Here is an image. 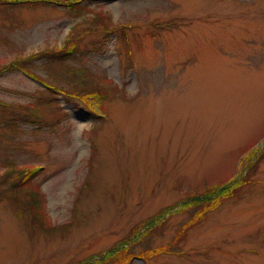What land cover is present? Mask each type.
Instances as JSON below:
<instances>
[{"label":"rangeland","instance_id":"374dc122","mask_svg":"<svg viewBox=\"0 0 264 264\" xmlns=\"http://www.w3.org/2000/svg\"><path fill=\"white\" fill-rule=\"evenodd\" d=\"M1 1L0 68L71 38L82 62L113 82L105 118L60 94L68 111L59 132L0 125L1 156L44 164L37 177L51 224L10 205L3 188L17 176L0 164V264H121L104 254L143 225L124 264H264V156L203 217L190 203L245 175L264 147V0ZM97 11L109 18L89 20ZM35 59L41 74L50 72L43 62L63 67L56 56ZM43 86L0 70L8 102L31 101Z\"/></svg>","mask_w":264,"mask_h":264},{"label":"trees","instance_id":"16d2710c","mask_svg":"<svg viewBox=\"0 0 264 264\" xmlns=\"http://www.w3.org/2000/svg\"><path fill=\"white\" fill-rule=\"evenodd\" d=\"M6 1L8 2V9H16L22 4L33 7L50 0ZM2 4L6 5L5 2H2ZM67 5L73 7L74 3H68ZM97 17H100V21L109 18V16L104 18V15H101L97 11L89 20L95 21ZM77 51L78 42L69 38L61 45L59 44L52 48H44L24 56L19 54L15 60H11L6 66L0 68V70L18 68L44 84L43 88L35 92L33 99L28 102H8L0 97V125L10 127L14 133L19 134L22 133L25 124L36 125L34 130L37 128H46L56 133L59 132L62 128L61 124L67 115L66 111H68L60 100V94L65 96V98H70L71 96L75 99H81L96 117H107V111L104 105L110 93L109 86L106 84H111L113 80L106 74L97 75L89 64L82 62L83 57ZM36 56L42 59L43 56H46V58L59 57L61 58L60 61L63 67L58 70L50 63L43 62L42 65L49 68L50 72L41 74L33 70L34 66L38 68L37 60L35 59ZM94 82L98 83L92 84ZM98 110H101L104 115H100ZM7 145L9 147L22 148L21 141L9 139ZM17 153L19 154L18 150ZM254 153L250 158L248 156V161L245 163V166L248 168L245 175L241 174L234 181L230 180L227 183L218 185L213 190L210 189L192 198L190 203L195 202L194 205L199 203L201 205L200 210L198 208L195 210V218L203 217L207 211L217 207L222 202L224 196L233 195L237 188L246 183L249 175L255 172L254 169L258 160L264 156V147L259 152L257 159L252 161ZM19 160L20 158L16 154L14 156L11 154H6L5 156L0 155V164L4 167L3 172L6 175L17 176L12 183L5 185L3 190L11 198L10 205L14 206L18 214L22 215L25 211H28L36 223L49 227L51 224L47 218L45 209L46 194L42 189V181L37 177L38 172L43 171L41 170L42 166L39 163L32 162L28 164L27 162H20ZM143 227L144 225L126 243L131 240L137 241L140 238H144L143 236L147 234L149 231L147 228L149 227L144 229ZM126 243H121V248L110 251L106 255L104 254V259L112 262L120 261L121 264L128 262L136 255L133 252L135 243L131 247L126 246ZM137 255L142 258H147L144 253ZM101 261L102 259L98 258L93 262H86V264H95Z\"/></svg>","mask_w":264,"mask_h":264}]
</instances>
